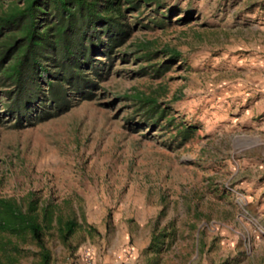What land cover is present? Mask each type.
Segmentation results:
<instances>
[{
    "label": "rangeland",
    "instance_id": "rangeland-1",
    "mask_svg": "<svg viewBox=\"0 0 264 264\" xmlns=\"http://www.w3.org/2000/svg\"><path fill=\"white\" fill-rule=\"evenodd\" d=\"M120 2L68 108L20 117L0 75V201L42 226L0 264H264V0Z\"/></svg>",
    "mask_w": 264,
    "mask_h": 264
},
{
    "label": "trees",
    "instance_id": "trees-1",
    "mask_svg": "<svg viewBox=\"0 0 264 264\" xmlns=\"http://www.w3.org/2000/svg\"><path fill=\"white\" fill-rule=\"evenodd\" d=\"M21 1L0 13V33L8 32L0 42V75L12 85L6 92L8 107L20 117L31 118L42 96L54 109L68 108L70 90L79 91L90 82L83 70L94 44L110 49L121 42L125 30L120 0ZM42 73L46 89L38 81ZM0 203L1 229L26 230L41 243L42 226L34 216L8 201ZM74 226L73 221H66L64 234L70 235ZM41 264H49L48 253L43 254Z\"/></svg>",
    "mask_w": 264,
    "mask_h": 264
}]
</instances>
